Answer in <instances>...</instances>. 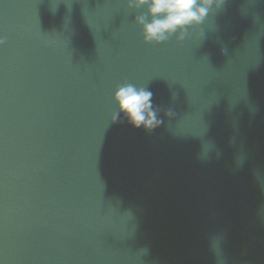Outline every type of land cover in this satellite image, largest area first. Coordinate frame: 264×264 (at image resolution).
Segmentation results:
<instances>
[{
    "label": "water",
    "instance_id": "obj_1",
    "mask_svg": "<svg viewBox=\"0 0 264 264\" xmlns=\"http://www.w3.org/2000/svg\"><path fill=\"white\" fill-rule=\"evenodd\" d=\"M140 14L0 0V264H264V0L158 44ZM125 82L151 132L112 119Z\"/></svg>",
    "mask_w": 264,
    "mask_h": 264
},
{
    "label": "clouds",
    "instance_id": "obj_2",
    "mask_svg": "<svg viewBox=\"0 0 264 264\" xmlns=\"http://www.w3.org/2000/svg\"><path fill=\"white\" fill-rule=\"evenodd\" d=\"M128 7L141 8L146 6L148 16H136V23L142 28L146 43H161L167 41L173 34L183 41L189 35L187 29L199 25L211 8H219L224 0H126ZM3 40L0 39V44ZM152 92L132 83H121L116 86L113 99L118 111L112 114L115 121L121 116L133 127L143 128L151 132L162 121L158 118V110L152 105ZM166 115L173 113L169 110Z\"/></svg>",
    "mask_w": 264,
    "mask_h": 264
}]
</instances>
